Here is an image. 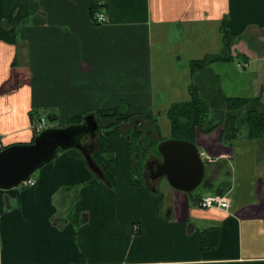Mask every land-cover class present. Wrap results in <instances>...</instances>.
<instances>
[{"label": "crops", "instance_id": "1", "mask_svg": "<svg viewBox=\"0 0 264 264\" xmlns=\"http://www.w3.org/2000/svg\"><path fill=\"white\" fill-rule=\"evenodd\" d=\"M95 1L0 0L3 147L32 143L41 117L58 124L120 106L130 121L159 127L157 110L191 99L189 63L208 57L216 61L212 78L197 82L200 94L259 98L264 114V0H105L102 25L90 16ZM170 64L182 86L167 107L159 95ZM245 112L233 113V138L221 140V125L210 134L197 129L194 140L212 159L203 184L226 194L229 211L197 206L213 193L207 188L185 193L167 181L159 190L164 177L151 187L158 197L133 187L119 135L110 141L114 186L87 184L91 169L71 149L42 166L33 186L0 189V264H264V134L250 136Z\"/></svg>", "mask_w": 264, "mask_h": 264}, {"label": "trees", "instance_id": "2", "mask_svg": "<svg viewBox=\"0 0 264 264\" xmlns=\"http://www.w3.org/2000/svg\"><path fill=\"white\" fill-rule=\"evenodd\" d=\"M93 3L94 4L92 5L90 10V16L94 19V14L100 9H103L106 4L105 0H96ZM227 45V47H229V42ZM213 61H216V59L209 57L202 60L191 61L189 65L193 79L195 80V78L197 77L196 72H201L206 68L207 65H209ZM189 90L191 94V99L189 101L173 103L165 111V116L167 117L171 125V139L184 140L195 143L194 140L196 137L197 129H199L204 134H210L221 125H223L224 127L221 134V140H225L226 138L231 139L233 138L234 134H237L238 130L233 127L235 126L236 119V116L233 113L241 108H246L245 122H247L248 126L250 127V136L259 137L264 134V114L260 113L259 110V106L261 105V101L258 100L259 98H251V100L246 98H229L226 96L224 97V95H222L220 91H218V95L220 98L212 96L211 98H209V95H207V97H203L200 94V89L197 83H192ZM219 100H223L227 103V111H224L223 109H221V107L218 108V105L221 102ZM206 101H209L210 103ZM210 106L214 107V109L210 110ZM93 114L96 116V119L98 121L101 119H114V122L108 124L107 126H100L99 135L97 137L100 146L96 148L95 145V150L92 154V158L100 168V171H102L103 176L100 177L95 173L87 182V184H99L100 182H105L110 184L111 186H114L116 182V170H114V150L112 144H110V141L112 138L119 136L116 128L121 123L130 121V117H132V115L130 114V110L128 108H124L123 106L117 107L112 110H98ZM86 115L88 114H82L74 117L69 121L67 125H63V127H67L73 124H82L83 118H85ZM44 118H46V120L48 119L51 124H56V118H54L53 115ZM152 118L153 117H149L147 119L150 120ZM47 128H49V126ZM55 128H62V126H55ZM141 135V131L129 130V134L124 138L128 155L127 157L130 162L134 154H139V156H141V164L143 165V163L147 160L148 155H159L158 146L162 141H165L166 138L163 135L161 136L160 134L159 140L149 142V145L141 150V146L138 145ZM230 135H232V137ZM146 139H144L142 142H144ZM92 143L96 144V140L92 141ZM141 145L143 147L146 144ZM61 151L62 150L57 151L54 159L59 155L58 153H60ZM148 162L149 160L146 162V165ZM205 164L207 163L205 162ZM129 170H131V173L135 171L131 165ZM137 182L139 183H136L135 180H133L132 185L144 186V183L141 182V180ZM203 188H207L213 193H216L215 185L213 183H210L206 186L202 184L200 189ZM204 246L207 247L208 245L204 243ZM210 248H212V246L208 247V249Z\"/></svg>", "mask_w": 264, "mask_h": 264}, {"label": "water", "instance_id": "3", "mask_svg": "<svg viewBox=\"0 0 264 264\" xmlns=\"http://www.w3.org/2000/svg\"><path fill=\"white\" fill-rule=\"evenodd\" d=\"M100 131L94 114L83 118L82 124L67 127H49L38 133L30 144H14L0 151V189L10 190L19 186L38 169L54 159L58 150H79L91 171L102 177V171L94 162L92 154ZM90 138L89 144H85ZM159 158L147 163L146 169L152 179L166 178L176 191H196L206 177L205 162L195 143L169 139L158 146Z\"/></svg>", "mask_w": 264, "mask_h": 264}, {"label": "rangeland", "instance_id": "4", "mask_svg": "<svg viewBox=\"0 0 264 264\" xmlns=\"http://www.w3.org/2000/svg\"><path fill=\"white\" fill-rule=\"evenodd\" d=\"M181 47H179L178 45H176L175 46V48H171V57H175L176 56V52H177V50L178 49H180ZM179 55V54H178ZM178 57L179 56H177V59H178ZM213 58H215V57H213ZM174 61V60H173ZM180 64V71H179V75L180 76H182L183 75V73H184V65H183V61H181V60H178V61H176L175 62V64ZM177 64V65H178ZM213 63H210L209 65H207L206 66V68L205 69H203L201 72L199 71V70H197V71H199V72H196V75H197V77L195 78V80H192L195 84L197 83V82H199V84H202V85H204L208 80H210L211 78H212V76H211V74H212V70H211V65H212ZM207 70H210V71H207ZM191 71V70H190ZM166 72L169 74V76H170V78L171 79H169L168 80V82H170V84H169V86H167V89L168 90H165V89H163L162 91H164L163 92V94H160L159 96L160 97H162L163 98V101H162V106H165V105H167V107L169 106V105H171V104H169V98L171 97V95L175 92V88H177V87H180V86H182V84H181V82H177V81H175L176 79H177V77H173L174 76V73H177V71H176V69L174 68V66H172L171 64H170V66L168 67V69H167V67H166ZM228 83H229V78H228ZM198 84V83H197ZM211 84H212V82H211ZM175 89V90H174ZM158 90V89H157ZM154 91H156V90H154ZM169 94H170V96H169ZM204 97H206L205 95H204ZM161 106V107H162ZM123 107H125L126 108V106H123ZM159 112H160V114L161 115H159ZM156 113H157V115H159V116H157L158 117V120H159V127H160V129L158 130L157 129V127L158 126H155V123L156 122H154V121H147V120H144V119H141L142 120V123L141 124H137L136 122H138V120H140V119H137V118H133V119H131V121L128 123V124H126V125H123V126H121V127H118V129H119V135H121L123 138L126 136V135H128L129 134V132L128 131H125V130H127V128H129V127H136V129L135 130H138V131H141L142 132V135H141V137H140V141L138 142V145L139 146H141L140 147V149L141 150H143L145 147H147L148 145H149V142H152V141H157V140H159V132L161 131L162 132V134L164 135V136H166V137H168V138H170L171 137V133H170V128H171V125H170V122H169V120L167 119V117L165 116L166 115V112H165V110L163 111V110H157L156 111ZM73 118V117H72ZM69 119H71V118H69V117H63L62 119H61V122H59L58 124H51L49 121H48V119L46 120V121H48L47 122V125H46V127L45 128H47L48 126L49 127H55V126H62L63 127V125H67L68 123H69ZM106 124H108V122H106L105 123V125ZM158 127V128H159ZM117 128H116V130H118ZM134 129V128H133ZM121 131V132H120ZM161 134V133H160ZM123 138H121V139H119L121 142L123 141ZM147 138V139H146ZM89 139L90 138H86V140H85V144H89L90 143V141H89ZM125 139V138H124ZM144 139H146L144 142H142ZM141 142V143H140ZM0 143H2L1 141H0ZM100 143H99V141L98 140H96V144H94V145H96V148H98L100 145H99ZM141 144H146V145H144L143 147H142V145ZM6 147V146H5ZM4 148V147H3ZM7 148V147H6ZM62 152H64V151H61L60 153H58V154H61ZM83 155V154H82ZM159 156L160 155H154V154H150V155H148V158H147V160L143 163V165L141 164V156H139V154H135L134 156H133V158L131 159V162H130V165L132 166V168L135 170V171H133V173H131V170H129V172L127 173V179L132 183L133 182V180H136L135 182H137L138 180L140 181L141 180V182H143L144 183V186H139V185H137V186H133V187H135V188H142V189H144L146 192H147V194L148 195H150V196H157L158 197V195L157 194H154V192H153V190H152V188L154 187V184L156 183V180L155 179H152L151 177H150V174H149V172L147 171V169H146V162L149 160V162L150 161H153V160H158V158H159ZM84 160H85V158H84ZM86 161V160H85ZM51 162V161H50ZM49 163V162H48ZM47 163V164H48ZM40 169H38L36 172H34V174L32 175V177H35V176H37V172L39 171ZM92 172V176L95 174L93 171H91ZM92 178V177H91ZM122 179V181H124V178H121ZM160 179V178H159ZM166 179L165 178H162L159 182H160V186H158L159 187V190H162V187L164 186V185H167V181H165ZM101 183H103V182H100L99 184H101ZM98 184V183H97ZM152 187V188H151ZM28 188V187H27ZM77 189H79V188H77ZM74 197H77V194H75V196ZM57 206V205H56ZM75 209H77V206H76V203L74 204H72V210H70L72 213H75L76 212V210Z\"/></svg>", "mask_w": 264, "mask_h": 264}, {"label": "built area", "instance_id": "5", "mask_svg": "<svg viewBox=\"0 0 264 264\" xmlns=\"http://www.w3.org/2000/svg\"><path fill=\"white\" fill-rule=\"evenodd\" d=\"M94 22L98 25H102L106 22L105 13L103 12H96L94 14ZM47 125L46 118H41L37 124L34 126L35 134L41 133ZM0 148H2V145L0 144ZM203 155V154H202ZM208 162H212V159L210 157H207ZM35 184V180L33 178H29L25 180L22 183L23 187H30ZM226 194H223L221 192L209 194L207 196H203L200 201L198 202V207L201 209H210V208H216L220 210L229 211L231 208L230 201L227 200Z\"/></svg>", "mask_w": 264, "mask_h": 264}, {"label": "flooded vegetation", "instance_id": "6", "mask_svg": "<svg viewBox=\"0 0 264 264\" xmlns=\"http://www.w3.org/2000/svg\"><path fill=\"white\" fill-rule=\"evenodd\" d=\"M150 174V173H149Z\"/></svg>", "mask_w": 264, "mask_h": 264}]
</instances>
